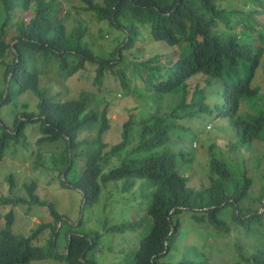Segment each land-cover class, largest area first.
<instances>
[{"label": "trees", "instance_id": "1", "mask_svg": "<svg viewBox=\"0 0 264 264\" xmlns=\"http://www.w3.org/2000/svg\"><path fill=\"white\" fill-rule=\"evenodd\" d=\"M74 1L78 14H90L97 23H106L107 31L118 32L113 39L115 46L108 55L99 51L94 40H89L81 24L76 23L71 31H67L65 11L58 0H0V67L3 69L0 108L13 106L25 94H32L37 100L34 111L22 113V118L17 117L14 109L11 128L0 121V160L11 147L27 145V126L38 125L40 137L36 143L62 141L66 146L64 169L68 167L70 171L74 156L69 154V148L73 151L79 146L77 137L82 130L89 125L100 124L97 149L88 154L84 170L75 184V188L83 193L79 215L83 198L85 200L80 226L69 224L70 220L51 204L38 201L34 195L35 185L26 190L29 202L0 195V207L5 204L38 205L47 207L52 218V222L39 225L30 236L24 237L13 233L14 214L10 211L5 215L4 225L0 228V264H29L46 259L60 264H96L87 256L98 250L102 236L97 231H85L83 224L90 222L89 216L91 214L92 217L94 209L97 211L95 205L100 202L107 185L120 181H124L122 194H127L134 184H139L132 199L144 206L145 215L137 221L105 227V230L117 234L146 230L133 256L125 257L123 264H161L180 228L181 214L188 213L196 222L206 220L216 229H226L220 213L247 197L252 185V175L246 169L235 193L228 195L226 182L231 172L224 162L212 158L209 187L201 190L189 188L187 178L178 173L177 155L171 150L170 143L175 142L173 132L183 131L175 120L200 118L202 114L211 116L213 110L217 118L230 122L242 144L253 143L264 131V113L246 117L239 115L243 101L259 104L258 90L252 87V82L262 56L258 45L264 41V25L260 21V17L264 18V0H243L247 5L254 3L256 9L249 7L239 11L229 7L230 0ZM223 2L228 6L222 7ZM30 11L31 16L24 20L21 15ZM232 17H239L242 31H232ZM220 23L226 26V33L217 29ZM7 36H10L9 41ZM140 39L143 45H139ZM152 42L164 44L171 50L163 55L135 57V54L144 53L145 45ZM133 56L124 65V60ZM38 57L48 64L54 60L60 72L71 78L91 66L94 69L91 87L97 91L104 87L105 94L112 88L124 93L132 77L137 86H142L148 93L176 94L179 96L176 108H188L190 112L186 117L176 116L177 111L172 109L164 117H146L139 122L135 136L131 134L133 127L128 121L122 127L120 142L108 145L103 142V135L110 127L107 111L99 116L87 110V99L61 101L55 96L48 97L40 88V74L32 68L31 58ZM198 77L206 78V88L197 85L188 97L189 82ZM209 97H216L217 102L205 103ZM132 141L137 142L133 144ZM178 156L182 162H189L183 151ZM114 161L116 165H112ZM113 166L116 167L104 172ZM58 181L62 184L60 177ZM9 183L12 184L11 178ZM101 207L97 212L105 213L106 206ZM263 215L255 213L246 219L234 215L232 218L238 228L243 223L261 225ZM64 217L66 220H62ZM249 231L250 228L246 232ZM60 235L64 238L62 252L65 254L57 253ZM35 240L45 241L49 252L33 245ZM251 261L252 264H264V248L252 254ZM177 264L212 263L181 260Z\"/></svg>", "mask_w": 264, "mask_h": 264}, {"label": "rangeland", "instance_id": "2", "mask_svg": "<svg viewBox=\"0 0 264 264\" xmlns=\"http://www.w3.org/2000/svg\"><path fill=\"white\" fill-rule=\"evenodd\" d=\"M58 1L65 11L64 24L67 31H71L76 23L81 24L86 29L89 40H94L99 46V51L108 55L115 46L113 39L118 35V32L107 31L108 25L97 23L90 14L83 12L78 14L74 8L76 5L74 0ZM221 5L222 7L228 6L225 2ZM229 7L237 11L247 10L249 7L256 9L254 3L247 5L243 0H230ZM258 9L261 10V6ZM31 11L25 15L22 14V18L28 20L32 14ZM230 20L232 21L233 32L243 30L239 17H232ZM260 21L263 26L264 18L260 17ZM217 29L227 32L226 26L221 23L217 25ZM9 38L10 36L6 37L7 41ZM251 40L254 41L252 38ZM256 44L257 41H255ZM139 45H143L142 39L139 40ZM259 45L258 48L261 49L262 56L255 79L252 82V87L258 90L259 104H256V101H243L239 111V115L242 117L257 116L264 113V41ZM144 50V53L135 54V57L140 59L154 54L163 55L170 52L171 48L161 43L152 42L146 44ZM133 58L134 56L126 58L124 65ZM31 59L32 68H35L40 74V88L45 91L48 97L55 96L61 101L87 99V110L94 111L99 116L104 110L107 111L110 127L103 135V142L108 145L120 142L122 127L128 121L133 127L131 134L135 136L139 122L146 117H164L172 109L177 111L176 116L186 117L185 115L190 112L188 108H180V106L176 108L179 98L176 94L164 96L148 93L142 86H137L132 77H130V85L127 90H124V93L112 88L105 94L104 87L101 88V91L91 87V77L94 75V69L91 66L71 78L60 72L57 65L53 63L54 60L48 64L41 57ZM129 68L132 70L130 64ZM2 76L3 69L0 67V87ZM205 79L198 77L189 82L188 97L193 94L197 85L199 88H206ZM212 100L214 103L217 102L216 97L215 99L209 97L205 103L213 104ZM36 101L32 94L19 97L13 106L8 105L0 108V121L7 128H11L14 109L17 112V117L22 118V113L34 111ZM185 105H188V102ZM174 122L181 124L183 131L186 130L173 132L175 142L170 143V148L177 155L176 168L178 173L187 178L189 188L201 190L209 187L210 161L212 158L224 162L231 172V177L226 182L228 195L235 193L237 185H240L243 180L246 169L252 175L253 182L247 197L234 206H228L223 210V213H220L221 217H219L225 222L226 229H216L206 220L196 222L191 218V214H181L179 216L180 228L174 236L168 255L161 259L160 263L177 264L181 260H191L212 264H252V254L264 248V131L253 143L242 144L235 128L227 119L217 118L214 110L211 116L208 114L203 116L202 114L200 118L197 116L186 117ZM99 130L100 124H93L80 132L77 137V143L80 144L75 150H71V156H74V160L70 164L72 169L69 171L70 168L64 169L65 144L59 141L54 144L38 145L36 143L40 137L38 125H28L25 132L27 145L11 147L5 151L3 159L0 160V195L29 202L30 197L26 190L35 185L34 195L38 201L51 204L59 214L70 220L68 221L69 224H76L80 217L78 209L82 197L81 193L75 189V184L84 170L88 154L97 149L96 141ZM136 142L132 141L133 144ZM180 151H183L184 158L189 161L187 164L179 158ZM116 164V161L112 163V165ZM114 167L116 166L106 168L104 172L107 173ZM64 171H66L65 182L61 178ZM59 177L62 184L58 181ZM10 178L12 184L9 183ZM123 184L124 181L108 184L102 192L100 202L95 205L97 211L102 209L101 205H105L106 208L103 210L105 213H98L100 211L97 212L94 209L92 217L91 214L89 216L90 222L83 224L85 231H97L102 236L98 250L89 253L87 256L88 260H92L96 264H123L125 257L133 256L135 248L139 245L144 234L147 233L146 230H141L117 234L105 230V227L134 222L145 215L144 206L139 202H133L132 199V194L138 190L139 184H134L132 190L127 194H122L120 191ZM259 198H261L260 201ZM10 211L14 214L15 219L13 233L24 237L30 236L39 225L52 222L47 207L28 205V203L16 206L5 204L0 207V228L4 225V216ZM255 213L263 215L261 225L252 223L248 226L243 223V226L238 227L241 229L239 231L232 217L235 215L241 219H246ZM62 220H66V218L64 217ZM102 224H105L104 228ZM79 226L80 224L77 227ZM248 228L250 231L246 232ZM32 244L43 248L45 252H49V248L45 246V241L35 240ZM57 248L59 250L57 253L62 254V250L65 248L62 235L58 237ZM29 264L60 263L46 259L33 261Z\"/></svg>", "mask_w": 264, "mask_h": 264}, {"label": "water", "instance_id": "3", "mask_svg": "<svg viewBox=\"0 0 264 264\" xmlns=\"http://www.w3.org/2000/svg\"><path fill=\"white\" fill-rule=\"evenodd\" d=\"M7 90H8V83H7V85H6V89H5V94L7 93ZM5 94H4V96H5ZM71 153V150H70V148H69V154ZM67 169H68V167H67ZM66 169V170H67ZM65 172L66 171H64L63 173H62V176H61V178H62V180L65 182ZM76 189V188H75ZM78 190V189H77ZM79 191V190H78ZM82 193V192H81ZM82 195H83V193H82ZM84 205H85V200H84V198H83V202H82V205H81V212H80V217H79V219H78V221H77V223L75 224V226H78L79 225V223L81 222V220H82V217H83V208H84ZM71 224V223H70ZM59 227H60V222L58 223V225H57V229H56V232H55V234H54V237H53V241L55 240V235H56V233L58 232V230H59ZM71 235V234H70ZM70 235H69V238H70ZM63 254H65V253H63ZM81 258H83V257H81Z\"/></svg>", "mask_w": 264, "mask_h": 264}]
</instances>
